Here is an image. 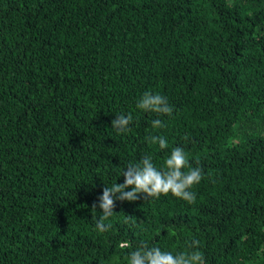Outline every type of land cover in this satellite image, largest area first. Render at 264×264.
Listing matches in <instances>:
<instances>
[{
	"label": "trees",
	"instance_id": "obj_1",
	"mask_svg": "<svg viewBox=\"0 0 264 264\" xmlns=\"http://www.w3.org/2000/svg\"><path fill=\"white\" fill-rule=\"evenodd\" d=\"M176 146L195 201L138 193L98 232L103 188ZM145 241L264 264V0H0V264H125Z\"/></svg>",
	"mask_w": 264,
	"mask_h": 264
},
{
	"label": "clouds",
	"instance_id": "obj_2",
	"mask_svg": "<svg viewBox=\"0 0 264 264\" xmlns=\"http://www.w3.org/2000/svg\"><path fill=\"white\" fill-rule=\"evenodd\" d=\"M136 108L144 112L155 113L158 116L168 115L173 112L167 99L161 94L152 91H145L136 102ZM133 121V116L128 114H117L112 120L113 129L119 132L129 131V125ZM161 119H153L151 127L159 129L164 127ZM150 143L157 145L159 149L168 148V141L163 135H151ZM188 164L187 154L180 146L171 149L170 154L159 167L153 162L151 155H146L136 162H129L126 170H122L123 183H114L103 188L102 194L98 197V202L92 208L98 207L101 211L96 222V230L103 233L111 227L105 222L115 213L116 201H135L138 193H145L148 197L158 198L161 194L169 192L188 203H193L196 194L189 189L202 179L200 168L183 170ZM118 175V176H119ZM131 186L130 190L129 187ZM199 241L193 239L189 247L197 248ZM121 249H129L125 257V264H202V256L199 251H177L173 252L149 242H141L132 246L127 242L120 244Z\"/></svg>",
	"mask_w": 264,
	"mask_h": 264
}]
</instances>
